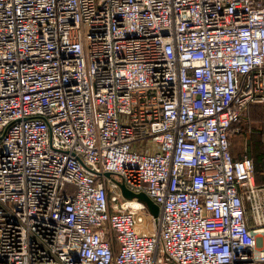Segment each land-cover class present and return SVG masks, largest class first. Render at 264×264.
<instances>
[{
    "label": "built area",
    "instance_id": "2783aa9c",
    "mask_svg": "<svg viewBox=\"0 0 264 264\" xmlns=\"http://www.w3.org/2000/svg\"><path fill=\"white\" fill-rule=\"evenodd\" d=\"M256 104L264 0H0V264H264Z\"/></svg>",
    "mask_w": 264,
    "mask_h": 264
},
{
    "label": "crops",
    "instance_id": "0c3cea01",
    "mask_svg": "<svg viewBox=\"0 0 264 264\" xmlns=\"http://www.w3.org/2000/svg\"><path fill=\"white\" fill-rule=\"evenodd\" d=\"M248 109L245 118L236 124V127L241 129L232 133L230 139L231 154L234 159H240L245 154L253 157L255 162L254 179H256L257 185L263 187L262 194L264 195V160L256 162L254 156L259 152L264 153V120H262L264 118L257 113V109L250 110L251 112Z\"/></svg>",
    "mask_w": 264,
    "mask_h": 264
},
{
    "label": "water",
    "instance_id": "95a60500",
    "mask_svg": "<svg viewBox=\"0 0 264 264\" xmlns=\"http://www.w3.org/2000/svg\"><path fill=\"white\" fill-rule=\"evenodd\" d=\"M105 175L107 177H111L110 173H105ZM121 189L123 191L124 196L128 198H136L138 200H142L147 205L150 213L157 219V217L159 216V207L151 198H149L145 193L134 194L123 183L121 184Z\"/></svg>",
    "mask_w": 264,
    "mask_h": 264
},
{
    "label": "trees",
    "instance_id": "16d2710c",
    "mask_svg": "<svg viewBox=\"0 0 264 264\" xmlns=\"http://www.w3.org/2000/svg\"><path fill=\"white\" fill-rule=\"evenodd\" d=\"M257 109V110H256ZM249 112H251L250 110H256L258 114H260V116L262 118H264V105L263 106H260V105H256V106H252L250 107L249 109ZM256 115V114H255ZM264 120V119H262ZM257 152V151H256ZM249 157L253 160V157L249 155ZM254 162V161H253ZM255 164V162H254Z\"/></svg>",
    "mask_w": 264,
    "mask_h": 264
},
{
    "label": "rangeland",
    "instance_id": "374dc122",
    "mask_svg": "<svg viewBox=\"0 0 264 264\" xmlns=\"http://www.w3.org/2000/svg\"><path fill=\"white\" fill-rule=\"evenodd\" d=\"M255 156V158H256V162L257 161H261V160H264V153H262V152H259V153H257L256 155H254Z\"/></svg>",
    "mask_w": 264,
    "mask_h": 264
}]
</instances>
